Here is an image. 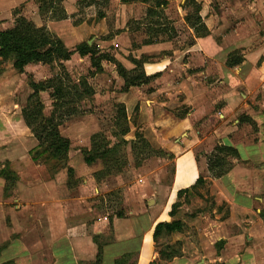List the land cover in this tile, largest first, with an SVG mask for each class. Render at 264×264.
<instances>
[{
  "label": "rangeland",
  "instance_id": "374dc122",
  "mask_svg": "<svg viewBox=\"0 0 264 264\" xmlns=\"http://www.w3.org/2000/svg\"><path fill=\"white\" fill-rule=\"evenodd\" d=\"M46 1L47 4L40 0H0V31L12 28L17 18H24L37 28L56 34L75 55L66 61L31 65L22 73L24 103L17 105L25 106L26 114L33 116L32 128L43 139V145L34 154L37 164L17 163L0 173L10 179L9 184L20 179L33 187L32 197L48 190L58 193L67 203L69 196H80L75 208L80 213L92 208L96 220L123 216L145 207L164 211L168 198L159 197L155 189L169 188L173 159L181 151H171L174 140L164 136L169 126L152 121L149 108L155 101L152 94L168 88L169 83L168 75L155 83V76L161 77L156 70L167 72L176 66L174 77L181 79L180 66L188 63L190 56L184 52L208 34L204 25L195 24L198 4L202 10L201 5L211 2L212 15L221 17L220 12H225L227 26L223 30L235 31L238 38L249 43L264 37V0H167L168 6L152 17L148 15L154 6L151 1L129 0L127 4L121 0ZM253 3L256 4L253 6ZM39 6L43 8L41 14ZM62 9L68 19L53 22V17H59ZM219 21L213 23L215 29L224 25ZM153 22L159 23L152 26ZM150 41L155 44L146 45ZM81 50L89 56L80 57ZM240 58V52H235L228 60ZM116 62L127 67L130 72L127 79L137 86L124 85ZM13 63L14 57L5 62L0 59L2 76L18 79L22 75ZM139 76V80L135 79ZM89 90L94 95H88ZM34 92L35 99L28 102V95ZM159 101H166L165 94L159 95ZM50 132L49 135L58 133L69 142L66 156L54 155L59 139L54 136L47 140ZM221 158L223 168L231 169L237 155L226 152ZM86 159L93 160V164L85 167ZM70 164L78 167L79 172L68 179L66 171L58 172ZM82 178L89 180V185ZM56 179H59L57 183H51ZM145 195L148 197L144 198ZM169 205L182 230L161 234L155 241L153 248L156 249L149 264H172L173 258L182 256L199 260V256L218 249L220 245L214 243L215 224L234 218L232 213L236 212L210 182L181 193Z\"/></svg>",
  "mask_w": 264,
  "mask_h": 264
},
{
  "label": "crops",
  "instance_id": "0c3cea01",
  "mask_svg": "<svg viewBox=\"0 0 264 264\" xmlns=\"http://www.w3.org/2000/svg\"><path fill=\"white\" fill-rule=\"evenodd\" d=\"M201 6L208 34L184 52L190 56L180 66V80L174 77L176 66L167 72L156 70L161 77L155 83L165 75L169 83L152 94L155 101L149 106L152 121L169 126L164 136L174 140L171 151H181L173 159L169 188L155 189L159 197L168 198L164 211L145 207L96 220L92 208L83 213L75 208L80 196H69L67 203L48 190L32 197L33 187L20 179L9 184L0 173V264H149L156 249V226L176 221L169 215V204L179 192L195 190L200 178L217 187L236 212L234 218L215 224L218 249L199 260L173 258L172 264H264V37L245 42L237 32L223 30L225 12L212 15L208 1ZM216 20L224 25L215 29ZM235 52L243 62L230 68L227 62ZM22 78L23 74L18 79L5 77L0 71V172L17 163H38L33 152L39 143L25 122V106L17 105L24 103ZM162 94L166 101H159ZM222 146L234 150L237 158L228 173L214 178L207 156ZM70 165L58 173L66 171L69 179L68 169L73 176L79 172ZM82 180L89 185V180Z\"/></svg>",
  "mask_w": 264,
  "mask_h": 264
},
{
  "label": "trees",
  "instance_id": "16d2710c",
  "mask_svg": "<svg viewBox=\"0 0 264 264\" xmlns=\"http://www.w3.org/2000/svg\"><path fill=\"white\" fill-rule=\"evenodd\" d=\"M122 3L127 4L129 0H121ZM153 2L154 6L153 8H150L148 10V15L150 17L155 16L158 13V10L164 9L168 6V1L167 0H143L144 3H149ZM42 4H47L46 0H40ZM95 2L91 3V5H94ZM199 10L197 13V16L195 18V24L199 25H204L202 23V18L199 14L201 7L198 4ZM49 8H47L48 10ZM39 13L43 12L42 6L38 7ZM67 13L65 12L64 9L61 10V14L59 17H53V22H61L67 20ZM188 20V19H187ZM159 22H153L152 26L158 25ZM194 25V24H193ZM203 26V27H204ZM205 30L207 31V28L205 26ZM199 31H197L198 33ZM208 33V32H207ZM206 35V34H205ZM203 35V36H205ZM201 37V36H200ZM155 43L153 42H148L146 45H154ZM84 48H88L87 45L84 46ZM73 55L72 52L68 51L64 45L62 40H60L56 35L51 34L50 32L47 31L46 28H37L32 22L24 19V18H17L15 21V24L12 28H9L5 31H0V59L2 62H5L8 60L10 57H14V63L13 67L17 71V73L22 74L25 70V68L29 65H34V64H42V65H48L50 63L56 62V60H69L71 56ZM78 55L80 57H86L89 56V54L85 50L78 51ZM243 62V59H236L233 61L227 62L228 67L233 68ZM136 67L138 68L139 66L134 62ZM94 67V66H93ZM116 67H117V73L118 75L123 79L124 85L128 88L137 86L136 82L135 84H130L129 80L127 79L128 74L130 73L127 71L122 64L119 62H116ZM97 70L100 69L99 67H95ZM158 76H155V79ZM137 80L140 79V76L135 78ZM151 80L148 79L147 82ZM146 82V83H147ZM88 95H94V92L92 90H89L87 93ZM36 92H34L30 98L28 99V102L30 100L35 99ZM23 115L25 118V122L27 126L30 128L32 131L34 137L38 141L40 147L43 145V139L37 135L35 130L32 128L31 120L32 117L31 114H26V112L23 110ZM52 134V132L48 133L47 140L52 137H56V139H59V147L55 150L54 155L59 156L60 153H64L66 156V153L69 150L70 144L67 140H63L58 136V133H54V136L49 135ZM33 152V160L38 161V158L34 156L35 152L39 150V148ZM49 150V149H48ZM46 151V150H45ZM226 152H233L235 153L234 150L225 148V147H216L212 156L208 159V169L211 175L214 178H220L230 169H224L223 164H224V159L221 158L222 154ZM44 153V152H43ZM43 153L39 155H43ZM236 154V153H235ZM85 163L88 166H91L93 164V160L91 159H86ZM63 169H67V166H65ZM68 174L69 176L73 174V170L68 169ZM3 175V174H1ZM7 177L6 175H4ZM8 178V177H7ZM9 179V178H8ZM197 186L204 185V181L202 178L198 179L197 181ZM195 189V188H193ZM189 190L186 191H181L179 192V196L183 192H188ZM171 217L175 216L174 211H171L169 214ZM182 230V224L180 221H173L171 223H160L156 226L155 232H154V240H157L163 232H166L168 234H173V233H178Z\"/></svg>",
  "mask_w": 264,
  "mask_h": 264
}]
</instances>
